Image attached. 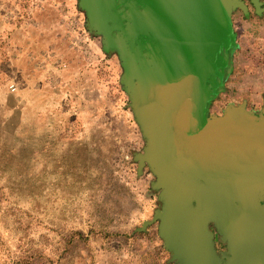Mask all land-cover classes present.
I'll list each match as a JSON object with an SVG mask.
<instances>
[{"label": "water", "instance_id": "95a60500", "mask_svg": "<svg viewBox=\"0 0 264 264\" xmlns=\"http://www.w3.org/2000/svg\"><path fill=\"white\" fill-rule=\"evenodd\" d=\"M259 8L258 0H250ZM125 54V85L145 139L137 172L154 175L158 221L176 264H264V105L209 114L235 48L243 0H87ZM112 30H116L112 33ZM111 34V35H110ZM213 228L225 242L221 257Z\"/></svg>", "mask_w": 264, "mask_h": 264}, {"label": "rangeland", "instance_id": "374dc122", "mask_svg": "<svg viewBox=\"0 0 264 264\" xmlns=\"http://www.w3.org/2000/svg\"><path fill=\"white\" fill-rule=\"evenodd\" d=\"M35 4L0 0V264H136L130 237L157 202L152 175L145 168L137 172L132 158L142 140L124 96L114 97L112 110L128 121L124 129L119 120L123 132L114 135V121L91 102L65 100L57 113L59 100L44 108L47 92L24 97L16 78L6 75L8 39ZM239 33L240 46L230 53V72L209 114H221L229 103L244 101L254 111L264 105V89L242 87L247 74L235 88L229 83L233 55L239 53L235 65L243 72L251 61ZM254 34L261 38L259 28ZM253 61L261 64L259 73L249 75L264 80V43ZM155 226L146 238L156 237Z\"/></svg>", "mask_w": 264, "mask_h": 264}, {"label": "crops", "instance_id": "0c3cea01", "mask_svg": "<svg viewBox=\"0 0 264 264\" xmlns=\"http://www.w3.org/2000/svg\"><path fill=\"white\" fill-rule=\"evenodd\" d=\"M34 3V7L27 10L28 15L26 12L22 15L18 26L13 29L8 39L9 46L5 53L6 75L16 78L18 89L24 97L32 91L47 92L49 96L44 108H55L59 100L60 107L55 108L57 113L68 100L81 106L91 102L98 107L95 112H104L109 115L107 119L114 121L110 128V133L114 135L123 132L116 123L122 121L125 129L127 120L118 118L112 110L113 104L117 103L114 97L121 93L126 99V109L131 114L142 140L140 150L133 153L143 152L145 139L135 120L125 85V54L120 50L114 36L110 34L111 38L109 37L107 26L111 22L97 20L87 0H34ZM237 9L239 14L235 13V9L231 13L235 43L237 39L241 41L239 32H243L242 36L247 38L251 61L243 72V66L235 65L239 58V53H235L232 57L234 73L230 75L229 83L235 88L240 75L245 73L248 77L247 81L241 84L242 87L264 89V80L249 75L259 73L261 65L255 64L253 60L258 51L262 50L264 43V23H260L264 19L263 9L254 12L247 5L245 11ZM258 28L262 34L260 39L255 40L254 33ZM111 32L115 33L116 30ZM239 42L237 43L240 46ZM262 73L264 74L263 71ZM252 102L255 103L256 100L253 99ZM143 168L148 170L147 166ZM149 173L152 175L149 186L156 195L157 204L150 211V216L134 228L133 236L130 237H133L130 241L131 252L134 261L138 259L136 264H176L170 260V252L158 234V221L147 225L144 230H138L143 221L151 219L154 211L160 207L158 191L151 187L155 177L150 171ZM153 225H156V237L146 238L148 229Z\"/></svg>", "mask_w": 264, "mask_h": 264}, {"label": "flooded vegetation", "instance_id": "af4514ba", "mask_svg": "<svg viewBox=\"0 0 264 264\" xmlns=\"http://www.w3.org/2000/svg\"><path fill=\"white\" fill-rule=\"evenodd\" d=\"M258 2H259V8H256L250 0H244V4L247 5L248 8L251 7L254 10V12H255V10H262V9L264 12V0H258ZM213 231H214V243L216 246V251L218 252V254L221 257V255H222L221 253L227 251L226 244H225V242L219 240V234L217 233V230L213 228ZM225 259L226 258L223 257L222 261L219 264H224Z\"/></svg>", "mask_w": 264, "mask_h": 264}]
</instances>
